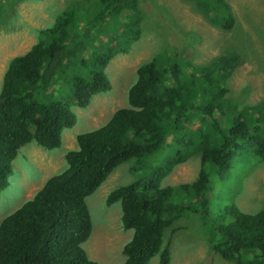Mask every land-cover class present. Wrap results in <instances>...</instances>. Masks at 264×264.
I'll return each mask as SVG.
<instances>
[{
	"label": "trees",
	"instance_id": "16d2710c",
	"mask_svg": "<svg viewBox=\"0 0 264 264\" xmlns=\"http://www.w3.org/2000/svg\"><path fill=\"white\" fill-rule=\"evenodd\" d=\"M9 1H0V11ZM141 2L68 0L52 22L36 28L37 40L9 59L0 85V189L14 164L29 162L30 143L59 147L77 110L111 89L105 67L138 39ZM190 2L210 24L235 23L226 0ZM234 60L227 52L193 65L166 45L139 63L126 105L76 133L65 167L0 220V264H101L84 246L92 234L86 197L127 162L133 179L105 197L107 205L120 201L122 226L133 230L121 264H147L155 255L167 264L166 230L188 211L204 218L222 258L264 264V205L248 212L231 201L234 182L264 159V99L238 106L227 94ZM193 155L199 158L193 180L162 184Z\"/></svg>",
	"mask_w": 264,
	"mask_h": 264
},
{
	"label": "rangeland",
	"instance_id": "374dc122",
	"mask_svg": "<svg viewBox=\"0 0 264 264\" xmlns=\"http://www.w3.org/2000/svg\"><path fill=\"white\" fill-rule=\"evenodd\" d=\"M67 1L10 0L6 3L0 11V85L9 59L25 52L37 40L36 28L52 22L55 12ZM190 1L142 0L138 39L126 52L116 54L105 67L111 89L95 94L86 108L77 110V121L63 131L59 147L48 150L30 143L29 162L14 164L7 185L0 189V220L31 196L47 177L65 167L64 152L76 147V133L98 127L115 109L126 105L127 90L138 64L166 45L188 57L193 65L207 64L221 53H234L237 60L229 65L232 70L226 79L227 94L237 99L238 106L264 99V0H226L235 18L230 29L210 24ZM198 168L199 158L193 155L175 165L162 184L191 181ZM133 177L127 162L116 167L96 191L86 197L92 234L84 246L101 264H121L124 260L120 249L133 230L122 226L120 201L107 205L105 197L112 188ZM233 189L231 201L242 210L253 212L262 208L264 159L253 163L251 169L234 182ZM220 192L223 194L224 188ZM214 207L218 213L219 207ZM188 212L177 218L173 230H166L164 242L170 252L167 264H235L214 251L204 218L197 212ZM147 264H159L158 255Z\"/></svg>",
	"mask_w": 264,
	"mask_h": 264
}]
</instances>
